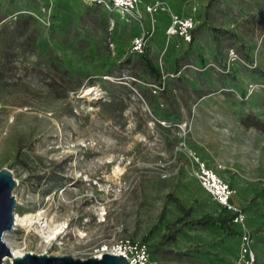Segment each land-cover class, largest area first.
I'll return each mask as SVG.
<instances>
[{
	"label": "rangeland",
	"instance_id": "rangeland-1",
	"mask_svg": "<svg viewBox=\"0 0 264 264\" xmlns=\"http://www.w3.org/2000/svg\"><path fill=\"white\" fill-rule=\"evenodd\" d=\"M174 15L190 41L169 34ZM1 168L14 213L67 224L45 247L14 224L22 251L87 258L129 239L151 264H237L247 232L264 264V0H0Z\"/></svg>",
	"mask_w": 264,
	"mask_h": 264
},
{
	"label": "built area",
	"instance_id": "built-area-1",
	"mask_svg": "<svg viewBox=\"0 0 264 264\" xmlns=\"http://www.w3.org/2000/svg\"><path fill=\"white\" fill-rule=\"evenodd\" d=\"M113 6L132 9L137 0H108ZM160 8L158 2L149 5L150 10ZM170 35H180L186 41L192 37L193 21L190 18L179 19L176 15L172 17L171 24L168 27ZM144 38L136 39V48L141 50L144 45ZM200 180L204 188L221 204L234 212V222H241L243 216L241 211L231 203L234 190L227 183L216 177V175L204 165L201 167ZM252 239L247 232L241 234V251L237 264H254L255 254L251 249ZM110 253L125 256L130 264H151L148 258V247L146 244L131 241L129 239H120L111 247Z\"/></svg>",
	"mask_w": 264,
	"mask_h": 264
},
{
	"label": "water",
	"instance_id": "water-1",
	"mask_svg": "<svg viewBox=\"0 0 264 264\" xmlns=\"http://www.w3.org/2000/svg\"><path fill=\"white\" fill-rule=\"evenodd\" d=\"M17 181L8 168L0 169V264H130L123 255L104 252L101 256L87 258L73 257L70 254H48L24 252L22 255L12 256V251L4 239L5 233L14 227V208L16 199L12 190ZM6 256L12 260L5 263Z\"/></svg>",
	"mask_w": 264,
	"mask_h": 264
},
{
	"label": "bare ground",
	"instance_id": "bare-ground-1",
	"mask_svg": "<svg viewBox=\"0 0 264 264\" xmlns=\"http://www.w3.org/2000/svg\"><path fill=\"white\" fill-rule=\"evenodd\" d=\"M90 89H88L87 92H89ZM118 168L114 171V173H117ZM42 210V209H41ZM103 213H100L99 216L102 217ZM48 216L44 215V212L37 211L35 213H28L25 214L23 217H19L16 213H14V222L15 225H21L25 229L29 230L30 228H34V230L37 232V234L40 236L42 240V247L48 246L51 244H58L63 245V242L61 239L66 233V223L64 222H54L53 218H47ZM66 224V225H65ZM22 227V228H23ZM80 230V229H79ZM77 231V236L79 238H84L85 234L82 231ZM6 239V238H5ZM82 240V239H81ZM7 242V241H6ZM11 251L12 256L22 255L25 251L15 248L12 243L7 242ZM104 253V251L99 250V252L93 254L92 256H101ZM12 260L11 256H7L4 261L5 263H9Z\"/></svg>",
	"mask_w": 264,
	"mask_h": 264
},
{
	"label": "trees",
	"instance_id": "trees-1",
	"mask_svg": "<svg viewBox=\"0 0 264 264\" xmlns=\"http://www.w3.org/2000/svg\"><path fill=\"white\" fill-rule=\"evenodd\" d=\"M209 218H210L209 215H204L203 217H201L200 219H198L199 220L198 222H206V221L209 220ZM214 220L215 221H221V220H223V218L218 215L217 217L214 218Z\"/></svg>",
	"mask_w": 264,
	"mask_h": 264
}]
</instances>
